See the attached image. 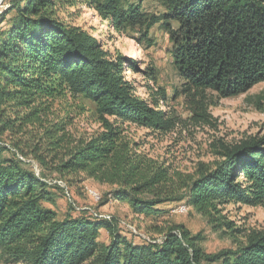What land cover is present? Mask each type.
I'll use <instances>...</instances> for the list:
<instances>
[{
    "label": "trees",
    "instance_id": "obj_1",
    "mask_svg": "<svg viewBox=\"0 0 264 264\" xmlns=\"http://www.w3.org/2000/svg\"><path fill=\"white\" fill-rule=\"evenodd\" d=\"M159 2L165 14L149 21L141 0H5L1 5L4 264H264V230L244 234L219 219L230 204L264 205V139L222 145L213 167L201 170L190 183L176 182L170 168L156 165L125 140L124 125L167 133L177 119L138 96L128 80L134 60L104 49L93 35L60 16L85 3L120 34L162 21L173 45L174 67L189 95L212 92L228 99L264 83V0ZM79 99L96 106L102 127L89 141L76 138L70 129L73 116L56 108ZM80 176L114 188L112 198L128 203L136 215H160L158 206L186 201L214 227L242 240H236L235 251L208 256L198 245L200 239L182 226L158 231L160 241L135 245L106 218L80 213L59 219L44 206L53 202L55 188H61L50 183ZM177 187L188 193L177 194ZM101 230L111 236L108 245L99 243Z\"/></svg>",
    "mask_w": 264,
    "mask_h": 264
},
{
    "label": "rangeland",
    "instance_id": "obj_2",
    "mask_svg": "<svg viewBox=\"0 0 264 264\" xmlns=\"http://www.w3.org/2000/svg\"><path fill=\"white\" fill-rule=\"evenodd\" d=\"M138 1L129 0L135 4ZM141 4V12L148 21L149 17L158 20L165 14L159 0H141ZM60 16L68 24L93 35L104 49L134 60L136 67L128 72V80L134 82L138 96L150 101L168 117L177 119L178 125L167 133L124 125L125 140L156 165L170 168V175L176 182L190 183L201 170L213 167L219 160L222 145H236L246 139H264V83L243 95L228 99H222L212 92L201 96L184 93V80L174 67L173 45L162 21L151 26L148 24L150 29L147 30L127 29L120 34L111 30L99 12L85 3H78ZM56 108L62 115L66 111L71 113L74 124L70 129L76 138L89 141L101 132L93 103L85 99L69 100L59 103ZM29 161L36 170L35 163ZM54 179L50 184L56 181L64 192L56 187L53 202H47L44 206L53 210L59 219L80 213L92 217L106 216L103 218L113 222L120 236L131 244L139 245L154 239L160 241L163 235L157 232H166L175 226H182L191 236L198 237V245L208 256L235 251L236 240H242L239 234L235 240L224 227H214L186 201L158 206L160 215L139 216L128 203L112 198L110 193L114 188L100 185L84 176L67 177L64 181ZM177 192L184 195L188 190L179 189ZM224 210L219 219L223 221L222 218H225L226 222L233 223L234 229H241L244 234L264 230V205L230 204ZM110 241V234L101 230L99 243L108 245ZM0 264H4L1 257ZM200 264L222 262L208 263L202 260Z\"/></svg>",
    "mask_w": 264,
    "mask_h": 264
},
{
    "label": "water",
    "instance_id": "obj_3",
    "mask_svg": "<svg viewBox=\"0 0 264 264\" xmlns=\"http://www.w3.org/2000/svg\"><path fill=\"white\" fill-rule=\"evenodd\" d=\"M4 1H5V0H0V6L3 4Z\"/></svg>",
    "mask_w": 264,
    "mask_h": 264
},
{
    "label": "built area",
    "instance_id": "obj_4",
    "mask_svg": "<svg viewBox=\"0 0 264 264\" xmlns=\"http://www.w3.org/2000/svg\"><path fill=\"white\" fill-rule=\"evenodd\" d=\"M55 182V184H57V182L56 181H54ZM97 217V216H96ZM98 217H106V216H98Z\"/></svg>",
    "mask_w": 264,
    "mask_h": 264
}]
</instances>
